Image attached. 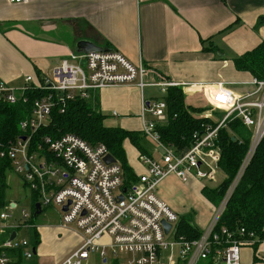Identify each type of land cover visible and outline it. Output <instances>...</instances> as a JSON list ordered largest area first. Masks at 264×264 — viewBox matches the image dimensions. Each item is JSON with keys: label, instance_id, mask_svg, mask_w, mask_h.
Returning a JSON list of instances; mask_svg holds the SVG:
<instances>
[{"label": "built area", "instance_id": "obj_1", "mask_svg": "<svg viewBox=\"0 0 264 264\" xmlns=\"http://www.w3.org/2000/svg\"><path fill=\"white\" fill-rule=\"evenodd\" d=\"M149 69L143 62L134 64L114 48L72 52L54 69L52 77L36 85L47 93L34 101L32 112L20 122L23 136L1 156L11 162L12 170L35 194L42 210L59 208L61 226L81 234V245L61 264H108L109 258L112 264H241L242 249L252 247L258 237L245 228L234 236L226 227L217 229V224L264 138V79L253 77L246 84L250 89L236 92L224 83L181 85L164 77L146 82ZM32 81L33 77L27 76L25 87L17 88L0 80L2 99L16 104ZM117 85H136L141 90L157 87L163 95L171 87H195V91L204 93L209 104L202 112L206 121L195 131L190 145L179 151L174 144L165 143L160 132V126L167 122L166 101L162 97L143 98L141 131L160 151V156L139 155L144 170L135 172L136 179L130 182H126L118 160L105 162L111 153L104 144L91 145L70 133L57 138L42 136L35 141L38 130L47 126L55 107H63L66 101L78 97L90 99L97 90ZM236 119L251 132L250 146L236 177L201 235L198 238L181 235L178 232L181 215L159 197L158 188L172 175L182 183H188L190 177L203 182L217 181L222 172L221 131ZM13 210L10 204L0 210V264H18V251L26 260L36 255L35 244L28 235L20 236V232L36 229L32 213L23 209L18 220L10 213ZM165 223L170 225L167 232ZM14 232L17 235L12 238ZM258 256L264 260V250Z\"/></svg>", "mask_w": 264, "mask_h": 264}, {"label": "crops", "instance_id": "obj_2", "mask_svg": "<svg viewBox=\"0 0 264 264\" xmlns=\"http://www.w3.org/2000/svg\"><path fill=\"white\" fill-rule=\"evenodd\" d=\"M261 16H264V0H30L28 3L0 0V80L23 88L26 77L32 76V85H40V75L44 79L52 77L60 62L77 51L76 42L85 39L100 46L108 43L134 64L145 63L150 68L148 80L153 79L155 72V79L164 77L181 85L224 83L234 91L242 92L250 89L246 84L253 76L237 71L233 58L264 41V24L255 27ZM70 22L77 34L66 30ZM211 45H224L228 59H216L213 51L205 49ZM146 88L150 87L141 90L136 85H117L97 90L94 94L101 112L109 111V115H105L111 116L104 121L105 125L142 130V127L129 126L138 122L143 124L139 115L143 98H158L147 96ZM183 89L185 95L199 96L197 101H186L187 104L201 108L203 112L209 108L203 92L195 91V87ZM132 116H138L139 120ZM119 117H122L120 123ZM127 148L138 156L136 167L130 166L135 172H142L139 151L128 141L125 150ZM155 151L151 155L157 156ZM168 185L164 180L161 187ZM205 185L199 189L202 196ZM161 189L159 195L178 212L172 197ZM12 203L16 204L13 208L18 207L16 201L9 200L8 204L12 206ZM210 207L214 211L217 208L212 204ZM182 208L185 214L181 215L190 214L186 204ZM45 228L37 229L42 254L45 252L44 232L49 237L53 234L75 237L69 254L82 243L78 231L64 228L61 223L50 227L52 229ZM103 240L107 241V238ZM263 250L264 243L256 251L252 247L243 248L241 264H264L258 256ZM38 251L37 247L36 254ZM256 257L259 260H255ZM31 263L21 258L18 264ZM108 264H112V258Z\"/></svg>", "mask_w": 264, "mask_h": 264}, {"label": "trees", "instance_id": "obj_3", "mask_svg": "<svg viewBox=\"0 0 264 264\" xmlns=\"http://www.w3.org/2000/svg\"><path fill=\"white\" fill-rule=\"evenodd\" d=\"M263 24L264 16H261L255 27L258 28ZM208 43L212 44L213 41L208 40ZM102 47L111 48L108 43ZM205 49L215 53L220 51L216 45ZM233 62L237 71L248 72L253 77L264 79V41L252 50L234 57ZM40 77L44 82V78L41 75ZM46 93L47 91L36 88V85H29L14 105L5 102L0 95V210L5 209L9 203L7 177L12 171L11 162L6 157H2L1 153L23 136L20 122L30 115L34 101ZM162 98L167 103V122L160 126L162 139L165 143H172L179 151H182L190 145L193 134L206 121V118L200 116L203 109L186 103L182 87L169 88ZM106 118L107 116L100 110L95 94H92L90 99L78 97L66 101L63 107H55L47 126L39 129L34 138L36 141L42 136L57 138L70 133L81 137L91 145L104 144L120 162L126 175V182L135 180V171L129 165L125 143L127 141L131 143L139 151L140 157L151 155L152 150L150 151L145 143L147 138L140 130L107 126L104 123ZM250 134V130L243 125L240 119L231 121L227 128L221 131L220 167L225 178L216 186L207 185L202 189L204 198L214 207H218L223 201L236 177L250 146ZM32 198L31 221L35 223L37 217L35 205L38 200L35 194H32ZM221 227H226L234 236L238 235L240 228H245L249 233L254 232L259 242L264 240V138L226 204L217 224V229ZM178 232L188 238H198L202 230L194 223L191 214L190 216L187 214L180 216ZM32 235L37 248L41 243L40 234L37 229H33ZM258 241L252 246L255 251L260 244ZM17 255H19L17 263H19L22 256L19 251ZM255 260H259L258 257Z\"/></svg>", "mask_w": 264, "mask_h": 264}, {"label": "rangeland", "instance_id": "obj_4", "mask_svg": "<svg viewBox=\"0 0 264 264\" xmlns=\"http://www.w3.org/2000/svg\"><path fill=\"white\" fill-rule=\"evenodd\" d=\"M66 26H67V29H66L67 31H70L71 33L77 34L76 29L73 28L72 22H70L69 25H66ZM81 26L82 25H79L78 27L81 28ZM75 36H77V35H75ZM70 37H71L70 38V40H71L73 38V35ZM76 38H78V37H76ZM221 46L222 47H219L220 51H216V53L215 52H211V53L215 54V58L218 60H220L221 57H222V60H226V59H228L227 55L225 56V50L224 49H226V48L224 45H221ZM154 74H155V72H154ZM154 74L152 76L153 79L148 80V78H146V82L154 80L155 79ZM145 92H146L147 96H149V97H162L163 96L160 89L157 87L146 88ZM198 97L199 96H197L195 94L194 95H185V101L190 102V103H194L195 101L198 100ZM207 107L208 106H206L205 108H207ZM104 113L109 115L110 112L108 111V112H104ZM136 114L137 113H135L133 115H136ZM139 115H141V114H139ZM200 116H203V114L200 113ZM109 117H111V116H107L106 119H109ZM132 117L137 118L136 121L139 120L138 116H132ZM147 117H150V115L148 114ZM121 119H122V117L117 118L119 123H120ZM140 119H141V116H140ZM141 123H142V119H141ZM119 127H124V126H119ZM129 127H136V128L142 127V129H143V124L141 125L140 122H138L137 125H133V126H129ZM145 141H146L145 143L149 146L150 151L156 150L155 145L149 139H145ZM126 150H127L126 152H127L129 165H131L132 167H136L138 156L134 154L132 149L127 148ZM155 153H158L157 154L158 157L160 156V151L156 150ZM138 173H141V172H138ZM224 176H225V174L223 172H221L219 174V178L217 179V181H215V183L208 182V181L203 182V180L196 179L194 177H190V180L188 183H182L179 179H178L179 180L178 181L172 175V176L168 177L167 179H165V182L169 183V185L166 186L165 188H162L161 187L162 183H161V185L158 188V191L162 188L161 189L162 192H164V193L168 194L170 197H172V200L174 201V204H175V208L178 211L177 213H180V215L185 214V212L183 213L182 205L186 204L187 209L189 208V210H187V211H190V214H191V217L193 218L194 223L201 230H204L208 227V225L213 220V218L217 212V209L215 208V211H214L210 207L211 204L208 201L204 200V196L201 195V191H199V189L202 187V184H204V185L208 184V185H212V186H214L213 184L217 185L224 178ZM197 181H199L201 183H198ZM7 183L9 185V187L7 189L8 200L16 201L17 205H18V207L14 208L13 212L10 211V213H12V214L14 213V216L18 220H20L22 217L21 211L23 209H26L28 212L32 211V203H33L32 194H31L30 190L28 189V187L25 186L22 178L18 174H16L14 171L9 173V175L7 177ZM193 184H195V185H193ZM191 185H193V188ZM158 195H159V192H158ZM159 197L161 199H163L160 195H159ZM184 202H185V204H184ZM190 214H189V216H190ZM61 222H62V214H61L60 209L57 207H51V208L45 209L40 215H38L36 217L35 226H36V229L43 230V228H45V227L50 228L52 226L60 224ZM72 228H74V227H72ZM50 229H52V228H50ZM74 231H77V230L74 229ZM26 235H28L29 240H31V242L33 244H35L34 237L32 235V231L27 232V233L24 231L20 232L21 237H25ZM53 235L51 237H49L47 235V233L44 232V240L45 241L43 240V246L45 247V252H44V254H42L40 246H38V249H39V251L37 253L38 255L36 254L32 260H29L30 262L37 263V264H61L69 257L71 246L74 243V241H76V238L75 237L74 238H67L66 236L65 237L60 236V234H59V236L58 235L53 236ZM92 260H96L95 257H93Z\"/></svg>", "mask_w": 264, "mask_h": 264}, {"label": "water", "instance_id": "obj_5", "mask_svg": "<svg viewBox=\"0 0 264 264\" xmlns=\"http://www.w3.org/2000/svg\"><path fill=\"white\" fill-rule=\"evenodd\" d=\"M109 48H106V47H102L100 45H97L95 44L94 42L90 41V40H85V39H82V40H79L77 43H76V50L77 52H85V53H89V52H100L102 50H108ZM25 139V138H23ZM187 151V149H186ZM105 162L107 164H111V163H116L117 162V159L112 155V154H108L106 157H105ZM15 203H12V207H15ZM35 208H36V215H40L41 212H42V209H41V204L40 203H37L35 205ZM65 210H67V207L64 208ZM165 226V229H166V232L169 230L170 228V225L168 223H165L164 224ZM17 235L16 232H14L12 234V238H14L15 236ZM34 252H36V249H34Z\"/></svg>", "mask_w": 264, "mask_h": 264}, {"label": "snow or ice", "instance_id": "obj_6", "mask_svg": "<svg viewBox=\"0 0 264 264\" xmlns=\"http://www.w3.org/2000/svg\"><path fill=\"white\" fill-rule=\"evenodd\" d=\"M221 99H223V97H221Z\"/></svg>", "mask_w": 264, "mask_h": 264}]
</instances>
